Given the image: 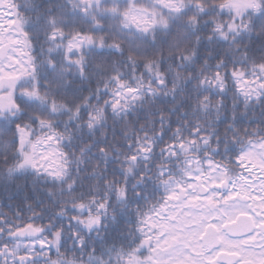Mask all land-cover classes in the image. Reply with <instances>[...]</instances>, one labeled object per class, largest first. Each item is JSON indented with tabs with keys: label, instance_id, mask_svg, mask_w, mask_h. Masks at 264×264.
<instances>
[{
	"label": "snow or ice",
	"instance_id": "6c2138e0",
	"mask_svg": "<svg viewBox=\"0 0 264 264\" xmlns=\"http://www.w3.org/2000/svg\"><path fill=\"white\" fill-rule=\"evenodd\" d=\"M21 179L0 264H264V0H0Z\"/></svg>",
	"mask_w": 264,
	"mask_h": 264
},
{
	"label": "trees",
	"instance_id": "16d2710c",
	"mask_svg": "<svg viewBox=\"0 0 264 264\" xmlns=\"http://www.w3.org/2000/svg\"><path fill=\"white\" fill-rule=\"evenodd\" d=\"M19 185V188L17 187ZM25 181L23 179L16 182V184L9 183L6 187L3 183H0V205L5 203H14L15 201H9V196H15L16 199L23 198V196L28 194V190L24 188ZM31 187L30 182L28 183V188ZM23 189V190H20Z\"/></svg>",
	"mask_w": 264,
	"mask_h": 264
}]
</instances>
